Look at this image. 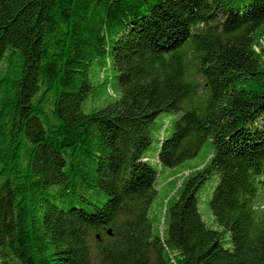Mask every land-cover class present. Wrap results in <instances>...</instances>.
<instances>
[{"label":"trees","instance_id":"1","mask_svg":"<svg viewBox=\"0 0 264 264\" xmlns=\"http://www.w3.org/2000/svg\"><path fill=\"white\" fill-rule=\"evenodd\" d=\"M263 116L264 0H0V264H264Z\"/></svg>","mask_w":264,"mask_h":264},{"label":"rangeland","instance_id":"2","mask_svg":"<svg viewBox=\"0 0 264 264\" xmlns=\"http://www.w3.org/2000/svg\"><path fill=\"white\" fill-rule=\"evenodd\" d=\"M182 112H171V113H161L159 114V118L157 119V124H158V131L156 134V136H160L161 139L164 138H170L174 132V125L175 122L180 119L182 117ZM264 122V116L259 119L258 123H262ZM160 144L158 141L155 140V142L153 143V145L149 148V151L147 152V155H151V165H154L159 171H160V165L158 164V160H157V149L159 148ZM203 151L197 155V157L190 159L189 161H186L184 163V170H186V168H188V171L184 172V173H178L180 171H175L176 174L175 176H177L178 178L183 177L184 175H186L189 170L191 168H196L198 165L202 164L203 159H204V155H203ZM162 170V169H161ZM182 171V170H181ZM172 170L170 168H165L162 176L163 179L168 176L171 175ZM219 179L217 176H214L212 178H210V180L206 181L202 186L201 189L199 190V199L201 202V211H203V216L204 219L207 220L211 225L215 226V222H214V216L212 211L210 210V200L211 197L213 195L214 189L218 183ZM165 186L162 187V189H160L159 194L157 195L156 199L154 200V203L152 205L151 208V213L152 211L156 212L160 211L161 209V202H162V198H163V191H165L166 188H164ZM163 215V214H162Z\"/></svg>","mask_w":264,"mask_h":264},{"label":"water","instance_id":"3","mask_svg":"<svg viewBox=\"0 0 264 264\" xmlns=\"http://www.w3.org/2000/svg\"><path fill=\"white\" fill-rule=\"evenodd\" d=\"M109 233L112 234V230L111 229L109 230ZM98 238H99V236H98Z\"/></svg>","mask_w":264,"mask_h":264}]
</instances>
